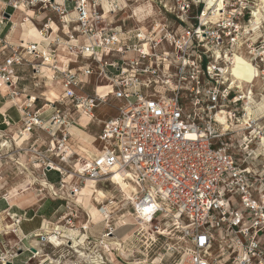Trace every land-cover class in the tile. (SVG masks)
<instances>
[{
	"label": "built area",
	"instance_id": "1",
	"mask_svg": "<svg viewBox=\"0 0 264 264\" xmlns=\"http://www.w3.org/2000/svg\"><path fill=\"white\" fill-rule=\"evenodd\" d=\"M8 6L58 19L38 28L40 42L0 40L6 44L0 98L17 95L21 68L60 89L54 101L43 93L19 106L24 142L38 131L51 138L43 150L29 149L43 177L60 175L58 186L47 189L60 199L67 183H75L73 193L89 180L116 184L120 177L133 187L136 216L158 223V238L166 237L162 221H172L183 264H264V106L258 110L264 1L10 0ZM93 79L104 82L103 92L97 85L87 90ZM112 103L116 114L102 122L91 154L72 150L69 129L83 117L86 128L93 125L96 110ZM240 134L245 146L229 142ZM20 224L16 219L14 235ZM17 257L6 253L0 264Z\"/></svg>",
	"mask_w": 264,
	"mask_h": 264
},
{
	"label": "rangeland",
	"instance_id": "2",
	"mask_svg": "<svg viewBox=\"0 0 264 264\" xmlns=\"http://www.w3.org/2000/svg\"><path fill=\"white\" fill-rule=\"evenodd\" d=\"M139 8L143 9L142 6H139L138 9ZM8 13H12V11L8 10L7 14ZM14 13H19L21 16V21L19 20L18 24L23 23L22 21L27 19L26 17L22 19L24 14H21L20 11L14 10ZM48 15L53 21H58L55 14ZM0 16H2V14H0ZM4 17L6 18V16ZM29 24L31 25V23ZM41 26L38 25V28ZM17 30H20V34L22 35L23 32L19 25H17ZM26 83L34 90L36 89L34 84L38 85L35 90V94L38 97H41L43 93L47 98L51 92H56L58 96L60 94L59 88L52 86L44 79L29 80V82ZM44 103L45 101L42 97L38 108H41ZM112 104V106L100 107L101 109L97 110L96 117L99 121H104L110 116H115V106L118 105H116V103ZM96 124L99 125L100 123L97 121ZM100 125L102 127V124ZM38 134L47 140L48 135L45 132ZM244 138L245 136L240 134L237 139L238 142L236 139L234 140V138L233 140L231 139V141L229 140V142L231 143L234 141L245 146L246 140ZM72 145L74 146V143H72ZM76 149L78 148L74 147L72 150ZM76 151H78V154L84 155L79 150ZM42 168L43 166L40 164V161H38L35 169H31L32 173H28V176H19L18 171L16 174H13V176L11 175L13 172L10 171L7 173L3 172L0 175V198L7 199L13 195L16 196V201H19L24 199V196L34 200L47 197L41 202H49L46 203L43 208H47L50 211L52 210V212L55 208L58 210L53 217L49 215L45 217V220L39 218L40 220H29L28 223L23 224V231L28 233L35 228L39 222L41 226L44 223V226L41 227L42 229L36 232V234H42L43 237H36L33 234L24 241V244H19L15 246L14 249H9L10 254H18L19 251H17V247L20 246L19 248H21V251L26 252L15 260V264H90L91 262H95V260L97 264H183V262H186V254L181 249L182 242L180 240V235L172 226V221L170 219H165L162 221L163 223H161L162 229L167 230L165 238H158L157 235H155L154 226L158 225L157 222H154L151 227L148 226L149 231L138 225H131V222L132 224L134 223V218L130 217V215L136 216V212L131 202L126 200L120 192L118 186L111 183H96L97 189H101L99 191H102L106 195V198L103 199L105 202L104 205H107L109 202H114L109 206L111 210L110 217L105 218V216H100L97 211L102 207L101 204H96L94 201L88 203L84 195L78 193V191L80 192L82 188L87 185L86 183H82L79 186V190L73 193L72 191L75 183H67V188L59 192V196L61 197L59 199L54 196V193L50 189H47L48 186H45V183L39 182V178L42 176ZM5 176L8 178H5ZM52 180L57 181L58 176L53 175ZM7 181H16V183H6ZM25 181L31 183H25ZM78 194L79 196L76 199L80 198V205L74 202V196ZM96 196L97 194L94 195V197ZM50 197H52L54 201H52ZM41 203H38V205ZM51 203H54V205H50ZM38 205L33 209H37ZM59 227H62V230L54 235L59 237L60 242L56 244L48 241L50 234L47 229L53 232ZM69 231H72L74 234H71ZM8 238L13 237L9 235ZM83 238L84 243L82 242ZM33 241L38 242V246H35ZM104 241H108V243H104ZM65 242H68L67 246ZM73 244L78 246V249L75 250V248H71ZM28 256L30 258L27 260Z\"/></svg>",
	"mask_w": 264,
	"mask_h": 264
},
{
	"label": "crops",
	"instance_id": "3",
	"mask_svg": "<svg viewBox=\"0 0 264 264\" xmlns=\"http://www.w3.org/2000/svg\"><path fill=\"white\" fill-rule=\"evenodd\" d=\"M10 0H0V14L4 15L7 13L8 10H11L12 13L10 15L12 16L11 19H7L1 23L0 21V40H5L9 43L13 44H20L24 43L29 44L30 42L34 41V38L27 37V32L25 28H23V24H18V21H21V16L19 13H14V10L11 7H8ZM25 7H21V14H24L22 19H25V22L31 23L32 26H36L38 28V25L41 26L44 23L47 22L48 19H50L49 15L47 13H39L37 14L35 10L28 9ZM32 13V14H30ZM52 19V18H51ZM53 20V19H52ZM17 25L21 29L24 30V33L21 35L20 30H17ZM6 44H2L0 46V58L2 56V53L6 50L4 47ZM18 75L20 77V83L17 86V95L14 96V98L7 97V98H0V175L3 172H13L11 175L16 174L17 171L19 173V176H28V173H32L31 169H35L36 163L34 161H30L29 156L31 153L29 152L30 148H35L36 150H43V148L49 145L51 138L48 136L47 140L46 138H43L40 134V131L29 135V141L24 142L26 138H21L19 135V131L22 127V119H23V113L21 109H19V106H22L26 102V98L33 96L38 97L35 94V90L28 86L26 82H29V80H34L32 78V73L30 72V69L21 68L18 71ZM97 85L98 90L100 92H103L104 90V82L100 81L97 82L95 79L91 81V85H88L86 88L89 92L94 90V87ZM34 91V92H33ZM57 98L58 95L56 92H51L49 94L48 100L53 101ZM39 105V104H38ZM101 109V108H99ZM98 110V109H97ZM96 110V112H97ZM97 114V113H96ZM52 115L51 111H48L44 119L48 120L50 119ZM112 117V116H110ZM8 118L10 120V126H7L5 124V119ZM97 122V121H96ZM96 122L89 126L85 127L81 125H74L69 129V133L71 134L72 138L70 140V146L72 148L76 147L79 150L80 143L82 146L85 147L89 152H91L93 149L91 146V143L94 141L96 137H98L102 131V127L100 124L103 125V121L100 120L96 124ZM27 136V135H26ZM28 137V136H27ZM83 138V139H82ZM80 142V143H79ZM74 143V146L72 145ZM75 150V151H76ZM87 151V152H88ZM78 153V151H76ZM41 164V163H40ZM42 165V164H41ZM10 174V173H9ZM31 175V174H30ZM54 176H58L57 181H53L52 178ZM5 178H8L5 176ZM18 178V177H17ZM40 183H45L47 185H54L58 186V183L60 181V175L57 172H50L46 175V177L40 176L39 178ZM4 180V178H3ZM3 183V182H2ZM6 183H16L13 181H7ZM25 183H31L26 182ZM33 183V182H32ZM9 198H0V256L5 255L6 253L9 254V249H14L15 246L19 244H24V241L27 240L28 237H31L36 232L40 231L42 226H44V223L40 224L33 228L28 233H25L22 229V226L24 223H28L29 220H40V219H46V216L51 215L50 217H53L54 214L58 212V210L53 209L48 210L47 208H43L46 203H41L43 200L47 197H44L39 200H34L30 198H26L24 196V199H21L19 201H15V203L11 204V201ZM52 201L53 198L50 197ZM38 203H41L38 205ZM38 205L37 209H33L35 206ZM50 205H54V203H51ZM56 205V204H55ZM40 218V219H39ZM16 219H20V229H19V236L14 235L11 231L14 228V222ZM47 221V220H46ZM45 222V221H44ZM46 225V224H45ZM11 236L13 238H8V236ZM19 239H23V242L20 243ZM23 253H18V259ZM30 257L28 256L27 260ZM15 259V260H16ZM14 260V264H15ZM25 263V262H24Z\"/></svg>",
	"mask_w": 264,
	"mask_h": 264
},
{
	"label": "bare ground",
	"instance_id": "4",
	"mask_svg": "<svg viewBox=\"0 0 264 264\" xmlns=\"http://www.w3.org/2000/svg\"><path fill=\"white\" fill-rule=\"evenodd\" d=\"M264 1V0H263ZM143 11V9H141V8H139V9H137L136 10V14H140L141 12ZM27 18V17H26ZM28 22H25V21H22L23 23V28H25V30H26V32H27V37L29 36V37H31V38H34L33 40L34 41H37V42H40L44 37L43 36H41L40 35V31H39V29L38 28H36V26H32V25H30L29 23V20H27ZM52 27H53V29L55 30V31H57V26L55 25V24H53L52 25ZM21 28H22V26H21ZM22 32L24 33V30L22 29ZM22 33V34H23ZM246 70H250V68H247ZM235 72L236 73H238L239 72V70H235ZM58 98V97H57ZM56 97H55V99L54 100H56L57 99ZM53 100V101H54ZM263 106H264V102L260 105V108H258V110L260 111V110H262V108H263ZM88 121H89V119L87 118V117H83V119H82V121H81V125H83V126H86L87 125V123H88ZM83 139V138H82ZM80 143V142H79ZM80 148H79V151L81 152V153H85V152H87L88 150L84 147V146H82V144L80 143V146H79ZM87 147V146H86ZM91 149H93V148H91ZM89 152V151H88ZM90 154H91V152H90ZM115 181L117 182L115 185H117L118 186V188H119V190H120V192L123 194V196L125 197V199L126 200H128V201H130L132 198H133V187L129 184V183H126V182H123V181H121V178L120 177H116V179H115ZM86 186L85 187H83L82 188V190L79 192L78 191V193L79 194H83L84 195V197L86 198V202H90V201H94L96 204H101V205H104L105 204V202H104V200L103 199H105L106 198V195L102 192V191H99V190H101V189H97V187H96V182H94V181H87L86 182ZM103 184V183H102ZM79 194L78 195H76V196H74V202L76 203V204H78V205H80L81 203H80V198L79 199H76L78 196H79ZM95 194H97V196L96 197H94V195ZM19 195V194H18ZM17 195V196H18ZM73 195V194H72ZM71 197V196H70ZM94 197V198H93ZM16 196H13L12 195V198L10 199V201H11V204H13V203H15V201H16ZM114 202H111L110 204H113ZM106 210L105 211H101L100 209H98L97 211H98V213L100 214V216H105V218L107 217V218H109L110 217V214H111V210H110V208L109 207H106L105 208ZM135 215H130V217H133L134 219H133V221H134V223L132 224V222L130 223L131 225H135V226H140V227H142V228H144L145 230H148L149 231V228H148V226H152V223H151V219L150 218H144V219H141L140 217H138V216H135ZM129 224V225H130ZM125 225H128V224H125ZM49 232V234H50V238L48 239V241H50V242H53V243H59L60 242V240H59V237L57 236V235H54V234H58V231L60 232V230H62V227H59L56 231H50V229H47ZM147 231V232H148ZM169 231V230H168ZM71 234H74L72 231H69ZM54 235V236H53ZM137 235V234H136ZM132 238V237H131ZM130 238V239H131ZM84 238L82 239V242L84 243ZM128 240V239H127ZM132 240V239H131ZM34 242V245L35 246H38V242H36V241H33ZM111 242V241H110ZM67 243L68 242H65V244H66V246H67ZM104 243H108V241L107 242H105L104 241ZM125 243H127V242H125ZM118 244V243H117ZM40 245V244H39ZM119 245V244H118ZM35 248V247H34ZM71 248H75V250L76 249H78V246H76V245H72L71 246ZM79 249H80V247H79ZM33 250H35V249H33ZM36 251V250H35ZM76 252H79V251H76ZM83 253V252H82ZM36 255H38L37 253H36ZM81 255V254H80ZM84 255V254H83ZM83 255H82V257H83ZM81 257V256H80ZM86 257V256H85ZM94 257V256H93ZM91 259H92V257H91ZM89 260V259H88ZM93 260V259H92ZM90 261V260H89ZM91 262V261H90ZM99 262V261H98ZM101 262V261H100ZM90 264H97V262H96V260H95V262H91Z\"/></svg>",
	"mask_w": 264,
	"mask_h": 264
},
{
	"label": "water",
	"instance_id": "5",
	"mask_svg": "<svg viewBox=\"0 0 264 264\" xmlns=\"http://www.w3.org/2000/svg\"><path fill=\"white\" fill-rule=\"evenodd\" d=\"M5 16H6V18H10L11 17V15L10 14H5Z\"/></svg>",
	"mask_w": 264,
	"mask_h": 264
},
{
	"label": "trees",
	"instance_id": "6",
	"mask_svg": "<svg viewBox=\"0 0 264 264\" xmlns=\"http://www.w3.org/2000/svg\"><path fill=\"white\" fill-rule=\"evenodd\" d=\"M8 14H10V13H8ZM59 200V199H58ZM57 201V200H56Z\"/></svg>",
	"mask_w": 264,
	"mask_h": 264
}]
</instances>
